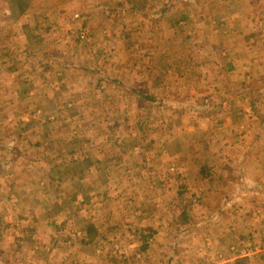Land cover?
<instances>
[{
	"label": "crops",
	"instance_id": "1",
	"mask_svg": "<svg viewBox=\"0 0 264 264\" xmlns=\"http://www.w3.org/2000/svg\"><path fill=\"white\" fill-rule=\"evenodd\" d=\"M166 1L0 0V88L5 89L0 102L24 98L21 81L28 85L25 95L29 97L40 92L48 100L63 96L68 102L64 109L79 105L81 91L88 90L105 101L103 117L107 119L118 113L116 102H121L127 117L133 102L146 107L147 102L164 97L191 103L217 94L218 102L227 99L234 107L209 115L211 120L224 118L222 130H210L211 138L218 140L217 131L226 135L217 146L228 143L232 156L212 157L206 152L200 157L195 143L204 141L210 122H202L201 130H196L177 120L176 149H187L186 156L178 151L163 163L152 156L136 172L123 169L115 194L110 188L98 196L99 190H94L89 198L75 192L74 211L60 204L38 208L37 222L47 234L35 236L25 254L19 252L22 239L18 250H13L15 245L5 246L8 251L0 252V264H114V253L100 246L113 237L125 245L119 254L124 264H264V26L255 23L264 21V0H170L174 8L168 12L163 6ZM139 16L141 21L158 17L149 45L141 42L143 24L134 27ZM182 23H186L184 31L176 28ZM81 32H86L87 40H79ZM179 41L186 46H175ZM194 70L203 76L194 78ZM211 75L213 79H208ZM20 77L25 79L19 81ZM7 88L12 94H6ZM237 93L242 97L241 108V102L233 101ZM174 112L180 117L192 115L178 106ZM8 114L12 116L13 111L0 108V117ZM94 115L101 117V109ZM238 118L251 119L248 126H234L233 119ZM0 130L5 135L1 143L6 145L0 144V150L16 148L17 139L11 137L16 128ZM54 142L42 137L31 147L51 151ZM94 143L90 146L99 150V160L93 163L83 157L77 162L92 166L105 161L104 151L112 147L111 141L105 140L101 149ZM75 145L79 149L83 143L77 140ZM202 147L209 149L204 143ZM106 160L105 185L115 162ZM95 172L100 173L99 168ZM45 181L62 178L47 171ZM76 181L75 190L79 188ZM63 185L60 197L66 199L67 184ZM74 212L81 219L82 214L88 215L89 220H82L85 231L77 233L82 237L62 238L61 230L73 223ZM59 215L63 223L56 226ZM115 231L118 235L112 236Z\"/></svg>",
	"mask_w": 264,
	"mask_h": 264
},
{
	"label": "rangeland",
	"instance_id": "2",
	"mask_svg": "<svg viewBox=\"0 0 264 264\" xmlns=\"http://www.w3.org/2000/svg\"><path fill=\"white\" fill-rule=\"evenodd\" d=\"M168 1L163 4L165 11L174 8V6H171L170 0ZM209 2L215 3L216 0H210ZM179 13H181V10H179ZM261 13L264 14V9ZM215 14H219V11H216ZM138 18L139 20L135 21L134 27H137L139 22L143 24L144 32L141 42L142 45H149L154 39L153 31L156 29L158 17L147 18L145 21H141L140 16ZM255 23L258 26H264L263 20L255 21ZM262 26L260 27L262 28ZM176 28H182V31H184L187 29L186 23L184 25L182 23L176 26ZM136 32H138V30ZM136 38L140 39L141 37H133V39ZM171 44H173V42ZM176 44L182 48L186 46L185 41H179L174 45L176 46ZM199 74L203 76L202 73L194 70V78H197L196 75ZM205 75H207V73H205ZM165 77L169 79L170 76L166 73ZM213 77L214 76L211 75L208 79H213ZM24 79V77H20L18 80ZM3 80H5V78ZM23 84L20 81V89L22 90L24 98L15 101L4 100L0 102V108H9L10 111H13L12 116L8 114V117H0V128L13 126V128H16V133L11 134V137L14 136V139H17V147L13 148V150L6 149V147L0 150V252H7L8 249H4V247L10 245H15L13 250H18L17 248L21 247L20 244L23 240L24 245L21 247L22 249L20 248L19 252L20 254H25L29 252L28 249L31 243L37 239V237L47 234L45 233L43 225L37 222L39 219L37 214L38 208L40 210L48 205L56 204V206H59L58 204H60L62 207L70 208L71 211H74L73 208L77 207V205L74 204L77 193H83L89 198V194L94 190H99L97 193L98 196V194L108 191L107 188L111 190H113L114 187L117 188L118 181L121 182L118 180L120 179L118 175L122 176L125 174V172H121L123 169L126 170V173H128V171L131 173L136 172L137 168L142 163H147L152 156L153 161L155 157L160 160V163L166 162L169 157L174 158L177 155L176 153H180L178 151H185L182 153V156H186V152H188L187 149H176L178 144L177 140L179 139L175 134L177 120L188 122L189 126L196 127V130H201L199 127H202V122L204 123L207 120L210 122L211 127L205 132L206 138L205 135L202 137L204 141L195 143L196 152L200 154V157L207 156L204 155L206 152L213 155L212 157L218 154L221 156H232L231 150L227 151L226 149L228 143L220 147H218L219 145L217 146L221 140V136H223V134H219V131L223 128L221 125L224 123V118L220 116L211 120L209 115L210 112H214V110L217 114H220L221 111L224 113L226 110H231L234 107H230L227 99L223 102H218L217 94L212 98L209 96H202L201 100L193 99L191 103H187L185 100L174 102L172 98L164 97L161 100L147 102L146 107L144 103L135 101L132 103L133 112L127 117H124L125 113L122 112L121 102H116L114 108L118 113H115L114 119H107L103 117L104 113H106L105 101L101 98H94L88 90L81 91L79 105L76 104L75 107L72 106L69 109L66 108V110L63 107H67L68 102H64L63 96H58L57 98L53 97L52 100H48V95L45 94L43 96V93L40 92L39 94L36 93L33 97H29L25 95L29 87ZM200 92H196V94ZM7 93L12 94L11 88L6 89V94ZM1 96H5V89L3 88H0V97ZM240 96L241 95L237 93L233 97V101L241 102L240 98L242 97ZM177 106L178 108L182 107L183 110L192 115L178 116L177 113L174 112ZM246 106L247 105L244 107ZM241 107L242 102L239 108ZM98 109H101V117L94 115L95 111ZM75 111L78 112L76 116H74ZM250 119L251 118L233 119V125H238L239 127L248 126ZM113 121L114 123H111ZM82 126L84 129H81ZM215 128H220L219 131H217V134L220 135V137L218 136V140L216 137L211 138L213 134L210 130ZM77 129L79 132L75 133ZM207 135L210 136L207 137ZM0 137V144H2L1 141L5 140L2 137H5V135L0 133ZM42 137H45L49 141L51 140V142L61 139L64 141L54 142L52 144L54 149L51 151L48 150V148H41L40 145L32 148L31 146L34 145L33 143L37 142L38 139ZM223 137L225 138L221 141L226 139V135ZM77 140L83 143L79 149L77 145H75V141ZM105 140L111 141L109 144L112 147L108 146L105 148L106 151H104V153L107 156L103 157L107 159L109 157L111 160H115L113 166L109 170L111 172L109 176L110 181L107 185L102 183L107 178V174L103 172L107 164L106 158L101 164H93L94 166H91L90 163L77 162L79 158L83 157L92 160L93 163L99 160L100 154L97 153L99 150H95V148L90 146L91 141L97 142L92 145L99 146L101 149L103 145H106ZM203 143L205 146H209V149L203 148ZM2 146H6L4 142ZM217 147L222 148L219 149L221 151L217 150ZM108 148L113 149V151L111 152L109 149L110 152H108ZM212 148L216 151L215 153H213L214 151ZM191 151L195 152V150ZM34 158H38V160ZM146 158L148 159L146 160ZM45 159H48V163L44 161ZM38 162L40 163L38 164ZM97 168H99L100 173L94 175L92 172H95ZM240 168L242 167L240 166ZM85 169L87 170L84 176L79 179L81 176L78 175H82ZM47 171H51L55 178H62V181H53L46 184L45 178ZM76 180H79V188L77 190H75L77 187L74 186L77 182ZM63 183L67 184L65 190L66 199L60 197V195H62L61 191L64 188ZM57 186L59 189L55 192ZM123 188L125 187L122 184V190ZM52 192L56 193L55 196H50L49 193ZM113 192V194H115L116 191L113 190ZM101 203H104V200ZM86 205H89V202ZM108 205L110 206L111 203L109 202ZM110 207L114 208L115 206ZM71 214L72 218L70 220H72L73 223L68 222L65 228L61 230L59 236L62 238L73 239L72 237L76 236L82 237L81 235L83 231H85V229H83L82 220H89L88 215L82 214L83 219H81V214H75V212ZM59 217L60 219L54 220V222L59 220V223L55 224L56 226L63 223L61 215H59ZM62 225L63 224H61V226ZM87 230L91 235L90 229L87 228ZM77 233L81 235H77ZM115 235H118V232H112V236ZM115 238L116 237H113L114 241L110 240L107 245L102 243L100 246L114 253V264H124L125 262H123L119 254L124 251L125 245H121L120 241L115 240ZM111 242L113 243L112 245ZM34 245L37 246V244ZM1 247L3 249H1ZM117 257L120 260L117 259ZM130 264L138 263L137 261H132Z\"/></svg>",
	"mask_w": 264,
	"mask_h": 264
},
{
	"label": "built area",
	"instance_id": "3",
	"mask_svg": "<svg viewBox=\"0 0 264 264\" xmlns=\"http://www.w3.org/2000/svg\"><path fill=\"white\" fill-rule=\"evenodd\" d=\"M75 17H77V16H75ZM79 39H80L81 41H85V40L87 39V34H86V32H81V33L79 34ZM171 171H174V169H172ZM233 250H235V249H233Z\"/></svg>",
	"mask_w": 264,
	"mask_h": 264
}]
</instances>
